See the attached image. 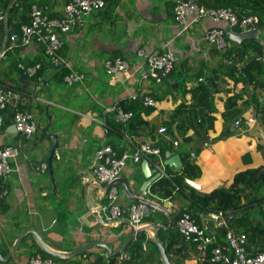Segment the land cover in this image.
<instances>
[{
    "label": "crops",
    "instance_id": "crops-1",
    "mask_svg": "<svg viewBox=\"0 0 264 264\" xmlns=\"http://www.w3.org/2000/svg\"><path fill=\"white\" fill-rule=\"evenodd\" d=\"M176 1L110 0L105 9L91 12L83 25L65 38L62 56L83 78L72 85L59 81L60 74L49 66L39 44L18 50V59L10 53L8 59L0 60V85L21 93L24 110L48 117L46 123L36 122V133L28 140L12 127L11 115L1 121L0 149H19L16 159L10 161L11 174L1 182L7 190L0 199L2 257L10 254L13 242L27 227L34 228L46 243L61 251H71L95 240L115 249L127 238L131 227L122 219H116L120 221L115 226H102L86 204L89 184L83 178L91 174L94 154L102 145L132 151L139 144L151 143L164 150V157L159 160L149 157V169L155 174L158 171L154 162H164L166 153L179 155L182 167L177 170L163 166L164 178L181 176L183 158L189 156L198 173L185 179L189 183L184 180L187 194H191V189L195 194L226 189L236 174L264 167V87L249 81L235 84L227 76L226 50L219 51L204 40L205 31L215 28L223 30L230 42L226 24L205 18L183 30L173 16ZM64 3L62 0L58 5L51 4V8L60 14ZM244 10L250 11L248 6ZM258 36L264 50V15ZM243 42L231 41V52L241 51ZM154 52L170 53L175 58L172 72L159 83L146 75L140 55ZM253 56L249 52L243 60ZM115 58L127 62V74L105 72L104 62ZM17 61L26 66L41 64L40 79L23 76L15 68ZM100 81V86H96ZM261 81L264 84V75ZM134 94L136 100H132ZM144 98H151L155 105L144 106ZM121 103L133 105L131 123L117 125L116 113H105L107 108ZM6 111L0 114L11 112ZM249 119L253 121L247 123ZM107 120L115 124V130L109 133L105 128ZM236 121L240 124L235 125ZM160 128L165 131L159 133ZM174 141L179 145L174 147ZM205 142L209 145L204 148ZM191 153L196 157L191 158ZM144 161H128L119 177L132 195L147 180L141 170ZM41 164L47 166L44 173L36 170ZM116 186L119 205L128 208L134 201L127 198L122 185ZM150 188L143 197L163 205L175 218L189 204L185 193L164 199L152 195ZM97 193L98 189L93 188L95 205L104 200H99ZM242 210L235 213L238 220L232 224L233 232L247 235L250 254L264 253V205ZM145 215L149 220L144 222L168 225V218L161 212L147 207ZM198 220L199 225L207 223L206 233H214L217 243L224 242L222 232L214 229L207 214L199 213ZM6 230L12 240L6 237ZM168 232L160 231L159 237L164 248H168L171 264H205L207 254L201 259L193 245H185L183 252L175 247L177 243L170 247L173 236ZM24 238L27 241L0 264H28V259L38 254L32 234ZM137 240H142V251L134 252L131 259L130 250H125L115 256V264H161L157 247L147 234L133 238ZM104 252L101 248L90 249L79 257L78 263L94 262L99 256L105 259Z\"/></svg>",
    "mask_w": 264,
    "mask_h": 264
},
{
    "label": "built area",
    "instance_id": "built-area-1",
    "mask_svg": "<svg viewBox=\"0 0 264 264\" xmlns=\"http://www.w3.org/2000/svg\"><path fill=\"white\" fill-rule=\"evenodd\" d=\"M106 6L105 0H66L60 15H55L53 9L48 5H32L28 14V23L21 26L20 33L5 35L4 45L0 52V59L6 58V53L11 51L14 47L28 46L33 41L44 47V53L49 62L59 67L65 61L60 57L59 51L64 45L62 36L68 35L74 28L80 27L87 17L93 11H100ZM55 15V16H54ZM173 16L177 24L182 26L183 30H187L189 26L199 23L205 18L211 19L213 22H221L228 26L230 32L243 34L247 32L259 31L260 20L259 17L253 14L237 13L231 8H208L199 6L193 0H178L173 7ZM0 22L6 26L5 16H0ZM204 40L219 51L230 50L231 42L225 38V33L221 29H209L204 33ZM229 48V49H228ZM146 75L151 77L155 82L159 83L168 76L175 65V58L170 53L154 52L150 55H143ZM264 62V56L259 59ZM227 66H232L240 69L242 63L236 60V56L232 55L225 61ZM104 69L107 74H127L129 66L126 61L115 58L106 60L104 62ZM18 67L24 70L21 64ZM35 68L25 70L29 76H32ZM145 78V77H144ZM82 76L74 70L69 71L64 76V81L68 85L80 82ZM132 100L137 99V95L131 96ZM22 99L20 94L10 87L0 86V110L11 108L12 124L17 133L23 138L29 139L36 132L37 126L33 119V115L21 109ZM143 105L152 107L155 102L151 98H144ZM116 111L117 122H127L131 117V112H125L120 107L114 106L107 108L105 113ZM253 120L249 119L248 123ZM239 125V121L235 122ZM164 128L158 130L163 133ZM165 140L169 141V137L165 135ZM174 147L178 146V141L172 143ZM19 149L16 147H4L0 149V199L6 194L7 190L3 188L2 180L7 178L12 172L11 159H16ZM155 156L158 160L162 157L160 150L154 148L151 143H142L134 147L132 151L121 149L120 147L114 149L111 145H102L94 154V162L91 166V174L97 183L106 186L112 181L118 179L126 166L128 161L134 164H140L141 160H149V157ZM191 158H195L192 153ZM14 159V160H15ZM13 160V161H14ZM159 178H164L165 174L161 170L164 162H154ZM47 166L41 164L36 168L39 172L44 173ZM185 183H189L185 180ZM149 188V187H148ZM147 191L143 195L148 193ZM103 203L98 209L99 213L107 219H128L133 226L141 224L145 217L144 204L133 202L128 208L119 205V191L116 185L109 187L103 198ZM208 220L213 223L214 229H226L224 235V244L217 245L215 242L214 233H206L208 229L207 223L198 225L195 223L192 215L187 212L181 213L175 222L176 231L179 234V240L175 246L179 251L183 252L185 245H193L197 254L202 259L207 254V248L214 245L210 251L211 262L222 264H264V253H257L248 255L244 250V243L246 236L244 234L236 235L228 228L229 223H232L236 216L232 212H210ZM28 264H58L57 261L51 257H43L40 254L32 255L28 259Z\"/></svg>",
    "mask_w": 264,
    "mask_h": 264
},
{
    "label": "trees",
    "instance_id": "trees-1",
    "mask_svg": "<svg viewBox=\"0 0 264 264\" xmlns=\"http://www.w3.org/2000/svg\"><path fill=\"white\" fill-rule=\"evenodd\" d=\"M193 1L197 3L199 6H205L208 8L228 7L234 10L238 16H241V14H245V13L256 15L259 17L260 24L262 22V18L264 15V0H193ZM109 2L110 0H105L106 5L109 4ZM35 3L38 5L46 4L45 2L37 1V0H15L14 2L12 0H0V9L3 11V13L6 14V25H7L6 28L4 23L0 22V52L4 45V38L5 35L7 34L6 31L8 33H11L15 30H18L20 25L27 23L30 6L31 4H35ZM245 6H248L250 11L244 10ZM243 44L244 47L239 52L232 53L231 49L226 50L225 52V55H227L226 57H231L232 55H234L236 56V60L242 63L240 69L225 65L227 76L231 77L234 80L235 84H237L238 82L246 83L247 81H249L250 83H254L256 85H259L260 87H264V84L261 81V77L264 73V62L259 60L264 56L263 46L259 41L256 40H246L243 42ZM24 47L25 46H20V45L14 47L11 51L5 54L6 55L5 59H8L10 53L15 59H18L17 52L18 50L20 51ZM249 52L254 53V56L251 58L246 57L248 60H243V58ZM56 71L58 72V74H60L59 81H62V78L66 75L65 72L66 68L64 66H61L57 68ZM116 106L120 107L125 112L132 113L131 110L133 109V105L126 106L124 103H121ZM2 112H7V111L3 110ZM114 112L116 113V111ZM133 119H134V114L132 113V117L127 122L124 123L117 122V125L126 124L128 122L131 123ZM114 126L115 124L113 121L107 120L105 124L107 133H109L110 130H115ZM208 145L209 142H205L203 144V147L204 148L208 147ZM160 152L161 155L164 157L165 151L161 150ZM193 154L195 155V153ZM183 160L184 163H183L182 175L170 177V178H161L151 186L150 192L152 195H158L164 199L165 198L172 199L173 195L175 194L181 195L185 193L183 189L184 180L190 177L194 178L195 175L198 173L197 171L198 168L195 166V164L191 162V160H189V156L183 158ZM192 190L193 189L189 190L191 194L185 193L186 195L185 197L188 199L189 204L187 208L184 209L182 212H180V214L176 218L174 217L175 222L183 212L190 213L195 223L199 225L200 224L198 220L199 213L208 214L209 212H213V211L214 212L230 211L235 214L241 211L242 209L243 210L246 209L247 207H254V206L261 207L264 205V167H260L256 169H248L244 172L236 174L233 178L232 184L226 189H216L212 191L210 194H200L198 192H196L195 194L193 193L194 190L193 191ZM242 201H244V203ZM146 216L147 215H145L143 221L149 220ZM237 220L238 219L236 218L232 223H229L228 228L230 230H232V224L237 222ZM220 232H222L221 234L224 239L226 229L222 228L220 229ZM168 233H170L173 236L172 244H170V247H173L174 243L176 244L177 241L179 240V234L176 231V226H174V228ZM234 234L236 235L244 234L246 236V241L243 245L245 253H247L248 255H253L247 251V241H248L247 235L245 233H235V232ZM141 242L142 240L133 241L129 244L128 248L126 249V250L129 249L131 252L130 253L131 259H134L132 258L134 252H139L141 250L140 249ZM215 242L217 245L224 244L223 241L217 243L216 238H215ZM213 246L214 245H210L207 248V256L205 258V264L211 261L210 251ZM36 251H38L37 253L43 257H51L40 251L39 248L37 247H36ZM165 252L166 254H168V248L165 249ZM83 255L84 254L82 253L79 257L81 258V256ZM51 258L57 261V263L59 264H70L69 261L67 260H60L54 257ZM81 263H75V264H81ZM86 264H115V257L110 258L109 262H107L106 259H104L102 256H99L96 260H94V262H88ZM210 264H217V263L212 262Z\"/></svg>",
    "mask_w": 264,
    "mask_h": 264
},
{
    "label": "water",
    "instance_id": "water-1",
    "mask_svg": "<svg viewBox=\"0 0 264 264\" xmlns=\"http://www.w3.org/2000/svg\"><path fill=\"white\" fill-rule=\"evenodd\" d=\"M228 36L232 42L239 43L241 41H246V40H256L258 38V33L247 32L243 34H233L229 32ZM12 113L13 111L7 114H0V127H1V121L5 119L6 116L11 115ZM12 127H14V125H12ZM165 157H166V160L164 161V166L173 167L174 169H177V170H179L182 167V162H181V158L179 155H173L171 153H166ZM141 170L147 180L141 185L139 192L136 193L135 195H132L130 193L127 186L123 183V181L120 178L112 181L106 186H102L101 184L97 183L96 180H94L93 176L89 173L86 177L83 178V182L89 184L88 189H87V199H86L87 207L91 215L95 218L98 224L105 226V227L115 226V224L120 220L104 219L98 211L100 204L95 205L93 202L91 191L93 190V188L98 189L97 196L99 200H102L110 186L122 185L124 187L125 195L131 201L142 203L146 207H149L154 211L163 213L168 218L167 226H163L161 224H154L151 222H142L138 226H133L132 223L128 219H122L121 221L123 223H126L128 226L131 227V232L127 236V238L115 249H113L111 245L105 242L95 240V241L87 242L84 245L74 250H71V251H61V250H58L52 247L51 245H49L42 239V237L37 233V231L34 228L27 227L20 232L16 240L13 242L12 246L10 247V254H8L6 257H2L0 254V261L1 262L7 261L11 257V254L14 253L16 249H18L25 235L32 234L33 240L36 246L39 248V250L51 257H54L60 260H67V259H71L73 256L81 255L82 253L87 252L90 249L101 248L105 250L104 256L107 262H109L110 258H113L117 256L118 254H122L128 248L129 244L133 241V238L135 236L145 233L147 234L148 238L157 247L161 264H171L165 252L164 245L159 238V232L160 231H171L175 226V219L172 215V212L164 208L163 205L157 204L143 197V193L146 192L147 188L152 186L153 183L159 178V174H155V172H152L149 169L147 160L142 162Z\"/></svg>",
    "mask_w": 264,
    "mask_h": 264
},
{
    "label": "clouds",
    "instance_id": "clouds-1",
    "mask_svg": "<svg viewBox=\"0 0 264 264\" xmlns=\"http://www.w3.org/2000/svg\"><path fill=\"white\" fill-rule=\"evenodd\" d=\"M15 1V0H14ZM13 1V2H14ZM65 1V3L64 4H66V0H64ZM46 4H48L50 7L52 6V5H50L49 3H46ZM32 5H38V4H31V6ZM43 5H45V4H43ZM31 6H30V8H31ZM38 6H42V5H38ZM30 10V9H29ZM54 12V11H53ZM28 14H29V12H28ZM54 14H55V12H54ZM1 15H4L5 16V21H6V14L5 13H3V11L0 9V16ZM55 15H58V13L57 14H55ZM54 15V16H55ZM60 15V14H59ZM28 23V22H27ZM27 23H25V24H22V25H20L19 26V29L18 30H15V31H13V32H11V31H9V32H11V33H8L7 31H6V35H11V34H17V33H20V28H21V26H23V25H26ZM6 28H7V25H6ZM69 35V34H68ZM67 36V35H66ZM66 36L65 37H63L62 36V39H63V41H64V45H63V47L60 49V51H59V55H60V57L65 61L63 64H61L59 67H61V66H64L65 68H66V75H67V73H69V71H70V67H69V64L66 62V60H65V58L62 56V51L64 50V48H65V38H66ZM231 42V41H230ZM33 43H35V44H38V43H36L35 41H33ZM32 44V43H31ZM30 44V45H31ZM40 45V44H39ZM29 46V45H28ZM42 46V45H41ZM26 47V46H25ZM42 48H43V51H44V47L42 46ZM44 55H45V53H44ZM45 57H46V59H47V61H48V64H49V66L51 67V68H53V69H57V68H59V67H55V66H53L50 62H49V60H48V58H47V56L45 55ZM1 60V59H0ZM17 64L15 65V68H17L22 74H23V76H26V77H28V78H35V79H37V80H39L40 79V75H39V72L41 71V64H36L37 66H39L37 69H36V71H35V73L32 75V76H29L28 74H27V72L25 71V70H27V69H32V68H35V66L36 65H32V66H26V65H24L23 63H21V62H19V61H17L16 62ZM18 64H21L23 67H24V70H22V69H20L19 67H18ZM71 70H73V69H71ZM62 80H63V82L65 83V81H64V77L62 78ZM66 84V83H65ZM0 86H2V85H0ZM4 87V86H3ZM13 89V88H12ZM14 90V89H13ZM16 91V90H15ZM17 92V91H16ZM18 94H20V96H21V99H22V105L20 106L21 107V109L22 110H24V108H23V105L25 104L24 102H23V98H22V95H21V93H19V92H17ZM5 110H11L12 111V109L11 108H7V109H5ZM0 111H3V110H0ZM25 111H27V110H25ZM13 114V113H12ZM12 114H11V116H12ZM34 119V118H33ZM247 123H248V120H247ZM239 124H240V121H239ZM13 125V124H12ZM15 128V127H14ZM165 129V128H164ZM36 133V132H35ZM34 133V134H35ZM19 134V133H18ZM33 134V135H34ZM22 137V136H21ZM23 138V137H22ZM23 139H25V138H23ZM30 139V138H29ZM26 140H28V139H26ZM108 145V144H107ZM161 153V152H160ZM162 156V155H161ZM151 187V186H150ZM214 212V211H213ZM215 212H221V211H215ZM227 212H230V211H227ZM210 213V212H209ZM208 213V214H209ZM223 214L224 213H226V212H222ZM208 214H207V216H208ZM175 219V218H174ZM106 259V258H105ZM59 264V263H58Z\"/></svg>",
    "mask_w": 264,
    "mask_h": 264
},
{
    "label": "rangeland",
    "instance_id": "rangeland-1",
    "mask_svg": "<svg viewBox=\"0 0 264 264\" xmlns=\"http://www.w3.org/2000/svg\"><path fill=\"white\" fill-rule=\"evenodd\" d=\"M12 1H14V0H12ZM37 1H43V2H45V3H49L50 5L51 4H53V5H58L59 3H61L62 2V0H37ZM259 38V39H258ZM258 38L256 39V41H259L260 39H261V37H259L258 36ZM263 75H264V73H263ZM259 77V76H258ZM262 78V77H261ZM100 84H101V81L98 83H96V86H100ZM29 111H30V109H29ZM31 113H32V115H33V118H34V121H35V123L37 122H39V121H44L45 123H46V119H48V117H43V116H41L40 114H38V113H36V112H34V111H30ZM36 123V124H37ZM113 140H114V138H113ZM119 198H120V194H119ZM119 202V201H118ZM120 203V202H119ZM5 229V228H4ZM6 232V237L8 238V239H10V240H12L13 239V237H10L8 234V230H6L5 231ZM29 237V235H27V237L26 238H28ZM26 238H24L23 240H22V242H21V244L20 245H22V244H24L27 240H26ZM79 256L80 255H77V256H73L71 259H67V261H69V263L70 264H75V263H78L80 260H79Z\"/></svg>",
    "mask_w": 264,
    "mask_h": 264
}]
</instances>
